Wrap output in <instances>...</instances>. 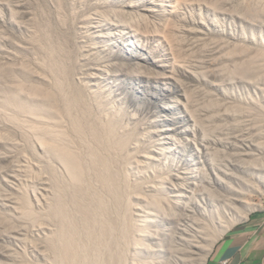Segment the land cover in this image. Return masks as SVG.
Listing matches in <instances>:
<instances>
[{"label": "rangeland", "instance_id": "374dc122", "mask_svg": "<svg viewBox=\"0 0 264 264\" xmlns=\"http://www.w3.org/2000/svg\"><path fill=\"white\" fill-rule=\"evenodd\" d=\"M121 20L136 24L137 47L130 45L126 50L121 38L104 37V30L120 25ZM263 57L264 0H0V72L10 77L6 68L15 67V79L20 82L14 79V83H25L27 89L38 86L52 92V98L60 97L52 100L55 103L49 101V105L57 103L58 110L49 106L43 118L56 127L60 124L82 150L97 151L114 163L110 171L116 177L110 181L113 194L118 195L115 202L109 201L104 184L97 181L99 176L93 172L85 177L89 191L98 190L100 200L109 199L112 205L113 232L106 241L114 244L103 258L92 252L103 243L86 242L90 256L78 262L97 264L105 259L110 264H171L166 251L179 250L184 263L176 264H199L204 260L201 256L207 259L211 252H206V246L212 243L213 249L223 235L226 223L230 227L224 233L246 220L230 217L246 211L237 201L239 197L226 188L238 184L235 178H242V199L259 203L248 217L264 208V148L259 153V148L250 147V142L264 145ZM138 62L140 79L136 83L127 78L132 74L127 67ZM107 63L129 86L128 96L119 77L116 82L109 79L111 74L100 76ZM4 78L0 82L7 87L10 81ZM3 85L0 264H57L65 257H57L47 242L55 229L48 214L55 190L48 172L55 169L60 175L63 167L33 136L29 142H34L29 144L21 127L7 123L13 110L2 104ZM112 85L124 96L112 94ZM30 94L26 100L32 107L39 106L41 96ZM175 98L180 100L178 106L167 112V120L161 119L162 106ZM253 98L259 100L257 108L249 102ZM75 100L77 107L72 104ZM62 101L70 105L67 112ZM24 115L26 119H21L28 120L26 123L38 118L34 112ZM77 116L84 139L73 123ZM167 126L178 137L174 143L178 147L162 152L157 142L167 135ZM190 161L194 170L185 169ZM21 197L28 198L34 218L22 217ZM151 226L155 236L144 241L143 233L151 231ZM104 236L102 233L101 242ZM178 236H195L198 241L189 248L179 244Z\"/></svg>", "mask_w": 264, "mask_h": 264}, {"label": "bare ground", "instance_id": "6f19581e", "mask_svg": "<svg viewBox=\"0 0 264 264\" xmlns=\"http://www.w3.org/2000/svg\"><path fill=\"white\" fill-rule=\"evenodd\" d=\"M59 6V5H58ZM78 17V16H77ZM64 20V19H63ZM68 20V19H67ZM77 20V19H76ZM89 20V19H88ZM125 20V19H124ZM120 21V25H115V27H108L106 30H104V37H108V38H115V40H117V38H121V43H122V48L125 47L126 50L128 49V46H136L139 45L138 42H136L138 39L135 38L136 36V30L135 29V25L136 24H132V20L131 21ZM61 21V20H60ZM73 22V21H72ZM75 23V22H74ZM73 23V24H74ZM60 24V23H59ZM103 24V23H102ZM63 25V24H62ZM113 26V25H112ZM64 28V27H63ZM44 34V33H43ZM48 34V33H47ZM123 36L128 37L126 39L123 38ZM40 37V36H39ZM42 37V36H41ZM33 39V38H32ZM50 39V38H48ZM133 39V40H132ZM42 40V39H41ZM46 41V40H45ZM37 42V41H36ZM60 42V41H59ZM118 44V43H117ZM135 44V45H134ZM37 45H39L37 43ZM47 45V44H46ZM49 47V46H48ZM52 47V46H51ZM55 47V46H54ZM65 48V47H64ZM124 48V49H125ZM36 49V48H35ZM40 49V48H39ZM42 50V49H41ZM53 53V52H51ZM56 53V52H55ZM56 55V54H55ZM263 56V55H262ZM264 58V57H263ZM56 59V58H55ZM41 62V61H40ZM54 62V61H53ZM62 62V61H61ZM256 63V62H255ZM39 64V63H38ZM57 64V63H56ZM42 65V64H41ZM64 65V63H63ZM141 65L140 62L136 63V65H134V67L132 66V68H128L129 72L131 75H128V79L133 80L137 83L136 80L140 79L139 75L137 74L136 68L137 66L139 67ZM49 66V65H48ZM56 66V65H55ZM9 67V66H8ZM44 67V66H43ZM26 68V67H25ZM47 68V67H46ZM49 68V67H48ZM54 68V67H53ZM57 68V67H56ZM116 68V67H115ZM13 69H15V67L13 68H6V70H8L7 73H9V75H11L10 77L6 75V73H1L0 74V79L4 77H8V82L9 85L7 87L6 84L1 83V86L3 85V88L5 87V89L3 90V88L1 90H3V93H5V96L2 95L3 98V103L6 107L10 108L13 110V113L11 115H9V122L14 126H19L21 127L23 130L21 132H24V137L26 140H28V143L31 144V142L33 139H35V143H38L41 147V149L52 159L56 160V162H58L62 167H63V172L58 175L56 174L53 169L51 171H49V177L52 180L53 184H54V195L52 200L49 203V208H48V214H49V219L50 221H52L55 224V229H53L52 232V237L48 242V244L50 245V247H53L54 250H56V255L57 257H65V259L60 260L59 263L57 264H86L85 261L81 262L78 260L87 258V256H90V253L88 252L90 249L89 245H86V242H93V241H97L99 243H103V247L100 249V247L98 248V245L95 246L94 250H92L93 253L96 252V256H102L107 257L106 254H108L110 252V247L111 244H108V242L106 241V238L108 235L112 234V230H113V217L114 215L111 213L113 211L112 210V205H110L111 199L112 202H115V198L118 197V195L113 194V183L111 180V177L114 175V173L111 176V172L110 170V166L113 163L112 159L109 158V156H105L104 154L101 155L99 153H97V151H85L82 150L81 147L77 146L78 143L76 142V140H74L73 137H70L68 135H66V131L64 129L61 128L60 124L56 127V123L55 124H51L49 121L45 120L43 118L44 115H47V112L50 111V107L52 106V108H55L54 105L56 104H50L49 105V101H52L53 99L57 100L60 99L59 98H52V95H50V93L48 91H44L43 89H41V87L38 86H32V89H27L25 83L24 85H22L21 83H19V85L17 84V82L19 80H16L15 78H17L16 73L13 72ZM117 69V68H116ZM243 69V68H242ZM22 70V69H21ZM26 70V69H25ZM133 70V71H132ZM4 71V70H2ZM22 72V71H21ZM28 72V71H26ZM49 72V71H48ZM135 72V73H134ZM104 73L106 74H111L113 76L109 77V79H114L116 82L118 79L117 77L120 76V74L114 70V68L112 67V64L107 63L106 65H104L102 67V70L100 72V76H102ZM127 73V72H125ZM26 74V73H25ZM28 74V73H27ZM51 74V73H50ZM66 74V73H65ZM16 75V76H15ZM119 75V76H118ZM4 76V77H3ZM42 76V75H41ZM55 76V75H54ZM98 76V75H97ZM67 77V76H66ZM57 78V77H56ZM14 79L17 81L16 83H14ZM18 79V78H17ZM20 79V78H19ZM121 84L123 83L124 85H126L127 83H125L124 79L121 80V78L119 77ZM118 79V80H119ZM100 80V79H99ZM1 81V80H0ZM3 81V80H2ZM13 81V82H11ZM20 82V81H19ZM62 82V81H61ZM134 82V84H135ZM47 83V82H46ZM8 84V83H7ZM21 84V85H20ZM71 84V83H70ZM119 87H120V83ZM131 85H133V83H131ZM249 85V84H248ZM72 86V85H71ZM113 86V85H112ZM142 86V85H141ZM251 86V84H250ZM254 86V85H253ZM252 86V87H253ZM61 87V86H60ZM122 87V85H121ZM129 86L126 85V87H124L125 91H126V95L128 96V91L129 89L127 88ZM223 87V86H222ZM71 88V87H70ZM246 88V87H245ZM76 89V88H75ZM111 89V88H110ZM132 89V86H131ZM225 89V87H224ZM46 90V89H45ZM73 90V89H72ZM111 93L112 94H118L119 93V98L124 94H122V92H118V88H115L114 86L111 89ZM76 91V90H75ZM103 91V90H102ZM264 91V90H263ZM110 91H108L109 93ZM256 92V91H255ZM30 93H33L35 95H39L41 96V102L39 101V104L37 103V107H32V105H30V101L28 102V99L26 100V96ZM57 93V92H56ZM79 93V92H78ZM233 93V92H232ZM231 93V94H232ZM249 94V92H248ZM31 95V94H30ZM54 95V94H53ZM61 95V94H60ZM223 95H226V93H223ZM55 96V95H54ZM66 96V95H65ZM64 96V99L66 98ZM112 96V95H111ZM56 97V96H55ZM227 97V96H226ZM241 97V96H239ZM244 97V96H243ZM253 97V95L250 96V99ZM32 98L31 96L29 97V99ZM78 98V97H77ZM25 99V100H24ZM114 99V98H113ZM240 99V98H239ZM249 99V102H254V106L256 105V108L258 106H260L259 100L253 98L252 101ZM32 100V99H31ZM36 99H34L35 101ZM54 100V101H55ZM118 100V99H116ZM76 101V100H75ZM74 103H72L74 105V107H77L76 104H78L76 101ZM53 102V101H52ZM51 102V103H52ZM57 102V101H56ZM63 102V101H62ZM68 102V100H67ZM64 103V109L66 112L68 109H70V105H68V103ZM180 102V100H178L177 98L175 99H171L168 103H166L165 106H162L163 109V113H160L161 119L165 118L166 120L168 119V114L170 109H174L175 106H178V103ZM55 103V102H53ZM60 103V102H59ZM71 103V101H70ZM69 103V104H70ZM1 105V103H0ZM3 105L4 108L5 106ZM68 105V106H67ZM79 105V104H78ZM86 105V103H85ZM253 106V104H251ZM54 106V107H53ZM253 106V107H254ZM6 107L4 109H6ZM57 107L55 108L56 110ZM84 108V107H83ZM92 108V107H91ZM260 108V107H259ZM67 109V110H66ZM262 109V108H261ZM2 111V109H0ZM9 110V109H8ZM52 110V109H51ZM78 109H76L77 111ZM90 110V109H89ZM53 111V110H52ZM55 111V110H54ZM74 111V112H76ZM261 111V110H260ZM10 112V111H9ZM7 112V114L9 113ZM33 112L35 113V115H37L38 118H35L36 121L33 120L32 123H26L28 122V120H26V122L22 121L21 118L26 119L24 114H32ZM46 112V113H45ZM88 112V111H86ZM3 113V111H2ZM24 113V114H23ZM77 113V112H76ZM74 113V114H76ZM98 113V112H97ZM252 113V112H251ZM4 114V113H3ZM22 115V117L20 118V115ZM79 114V112H78ZM76 114V115H78ZM88 114V113H87ZM257 114V113H256ZM98 115V114H97ZM25 116V117H23ZM47 117V116H46ZM73 117V116H72ZM93 117V116H92ZM30 117H28L27 119H29ZM77 119H75L74 126L76 128L77 133L79 134L81 139H84L83 136L85 134L84 132V127L82 126L81 122H80V118L78 119V116L76 117ZM235 118V116H234ZM260 118V117H259ZM83 119V118H82ZM104 119V118H103ZM255 119V117H254ZM157 120H159L157 118ZM256 120V119H255ZM260 121V120H259ZM262 121V119H261ZM30 122V120H29ZM60 122V121H59ZM62 122V121H61ZM83 123V122H82ZM103 123V122H102ZM8 126V125H7ZM67 126V125H66ZM73 126V124H72ZM73 126V127H74ZM235 126V125H234ZM238 126V124L236 125ZM15 127V128H16ZM86 127V126H85ZM10 128V127H9ZM71 128V127H70ZM98 128V127H97ZM112 128V127H111ZM13 129V128H12ZM192 130V128H191ZM91 131V130H90ZM193 131V130H192ZM233 131V130H232ZM75 132V131H74ZM111 132V130H110ZM171 132V133H170ZM100 133V132H99ZM169 133V135H168ZM232 133V132H231ZM234 133V131H233ZM76 134V133H75ZM94 134V133H93ZM167 135L163 136V137H159L158 142H157V148L159 150H161L162 152H164L165 149H172L173 147L178 145H174V143H177L178 141V137H176L174 135V132L172 131L170 126H167ZM105 135V134H104ZM33 136V139L31 138ZM72 136V135H71ZM76 136V135H75ZM74 136V137H75ZM97 136V135H96ZM102 136V135H101ZM107 136V135H106ZM77 137V136H76ZM92 137V136H91ZM103 137V136H102ZM234 138V137H233ZM4 139V138H3ZM9 139V138H8ZM7 139V142H8ZM29 139H32L31 142H29ZM80 139V140H81ZM104 139V138H102ZM251 139V138H250ZM79 140V139H78ZM87 140H89L87 138ZM118 140V139H117ZM116 140V141H117ZM120 140V139H119ZM255 140V139H254ZM123 141V139H122ZM121 141V142H122ZM9 142H13L10 141ZM86 142V141H85ZM84 142V143H85ZM232 142V141H231ZM234 142V141H233ZM2 143V142H1ZM10 143V144H11ZM17 143V142H16ZM15 142H13V144H16ZM34 143V144H35ZM77 143V144H76ZM94 143V142H93ZM116 143V142H115ZM119 143V142H118ZM255 142V144L253 145L250 142V147H255L256 149L259 148V153L263 152V146L264 145H260L259 143ZM12 144V145H13ZM19 144V143H18ZM17 144V145H18ZM32 144V145H34ZM37 144V145H38ZM100 144V143H99ZM103 144V142H102ZM110 144V143H109ZM122 144V143H121ZM234 144V143H232ZM238 144V143H237ZM8 145L9 144H5ZM17 145L15 147H17ZM30 145V146H32ZM80 145H82L80 143ZM87 145V144H85ZM94 145V144H93ZM119 145V144H116ZM247 145V144H246ZM36 146V145H35ZM103 146V145H102ZM112 146V145H111ZM122 146V145H121ZM156 146V145H155ZM235 146V144H234ZM237 146V145H236ZM116 147V146H115ZM249 147V148H250ZM253 147V148H254ZM9 148V147H8ZM35 147L33 146V149ZM81 148V149H80ZM84 148V147H83ZM91 148V147H90ZM89 148V149H90ZM93 148V147H92ZM114 148V147H113ZM118 148V146H117ZM85 149H87L85 147ZM112 149V148H111ZM119 149V148H118ZM246 149V148H245ZM251 149V148H250ZM12 150V149H11ZM255 150V148H254ZM258 150V149H257ZM10 151V150H9ZM35 151V150H34ZM85 151V153H84ZM111 151V150H110ZM122 151V150H121ZM256 151V150H255ZM101 152V151H100ZM171 152V151H169ZM251 152V151H249ZM200 150L197 148L196 150V155L199 156L200 155ZM86 154V155H85ZM120 154V153H119ZM253 154V153H252ZM190 155V154H189ZM173 157V156H172ZM192 157V156H191ZM200 157V156H199ZM174 159V157H173ZM112 162V163H111ZM52 163V162H51ZM114 164V163H113ZM234 164V163H233ZM262 164V163H261ZM51 165V164H50ZM174 166V165H171ZM194 166V165H193ZM192 166V167H193ZM238 167L240 168L239 164ZM51 168V166L49 167ZM55 168V167H54ZM193 169L191 168V161L186 163V170ZM259 168V167H257ZM241 169V168H240ZM249 169V168H248ZM194 170V169H193ZM191 170V171H193ZM198 170V169H197ZM197 170H195L197 172ZM259 170V169H258ZM94 172V176H96L97 181H102V183L104 184V187L107 190V194H109L110 196V200H105V201H101L100 200V196L98 194V190L97 191H92L90 192L89 189V180L85 179V177L87 176L89 178L90 175H92V173ZM185 172V170H184ZM189 172V171H188ZM195 172V173H196ZM186 173V172H185ZM194 173V172H193ZM248 173V172H247ZM116 177V175H114ZM114 177V178H115ZM235 177V176H234ZM239 177V176H237ZM93 179V178H92ZM108 179V180H107ZM113 179V177H112ZM234 179V178H233ZM242 178L239 177L235 178L234 180H236V182L238 183L237 185L231 183V185L226 186V188L236 197H239L237 199V201L241 202L242 205L245 206L246 211H241L240 214H232L230 217L232 219H235L236 221L240 220L241 218L245 219L248 217L250 211H252L253 209H255L256 207H258L259 203L255 204V202H250L248 200L242 199L243 194L241 193L240 190H244L242 189V187L240 186V183ZM50 180V181H51ZM114 180V179H113ZM91 181V179H90ZM244 183V182H243ZM106 184V187H105ZM119 184V183H118ZM246 184V183H245ZM115 185V184H114ZM117 188V182L115 185ZM102 188V189H103ZM119 189V188H118ZM259 189V188H258ZM104 190V191H106ZM245 194V192H243ZM26 195V193H25ZM23 195V196H25ZM107 196V195H106ZM233 196V197H234ZM86 198L90 201V203L86 200ZM21 201H20V208H21V213H22V217L23 218H34L32 217V212L31 211V206L30 203L28 201L27 197H21ZM234 199V198H233ZM232 199V200H233ZM225 201V200H223ZM226 202V201H225ZM238 202V203H239ZM233 204V203H232ZM228 205V204H227ZM224 206V205H223ZM243 206V207H244ZM206 207V206H205ZM226 207V206H224ZM229 207V206H228ZM111 208V209H110ZM200 208V207H199ZM204 207H202L203 209ZM207 209V208H205ZM225 209V208H223ZM201 211V210H200ZM203 211L206 213L207 210ZM202 211V212H203ZM210 212V211H209ZM239 213V212H238ZM148 218V217H147ZM34 220V219H33ZM147 220V219H146ZM29 221V220H28ZM157 221V220H155ZM231 222V221H230ZM149 223V222H148ZM205 223V222H204ZM154 225V224H153ZM226 228L224 227L223 231L221 232V235L224 234L225 229L229 228L230 223H226ZM150 227V226H149ZM151 231L148 230L147 233H143V239L144 241L146 240H150L151 237H153V235L155 236V233H153V226H151ZM160 230V229H159ZM161 231V230H160ZM122 235L125 233L124 231H122ZM146 232V231H144ZM102 233H105V236L103 238V242H101V235ZM111 233V234H109ZM115 234V232H114ZM171 237V236H170ZM173 237V236H172ZM218 237V236H217ZM110 238V237H109ZM108 238V239H109ZM121 238V237H120ZM193 239H187V238H183L181 236H178L179 239V244L181 245H188L189 248L191 247H195V241H198L197 239H195L196 237H191ZM199 238L201 239V236H199ZM205 238V237H204ZM212 238V237H210ZM118 239V238H117ZM209 239V238H208ZM216 239V238H215ZM113 240V237H112ZM152 240V238H151ZM205 240V239H204ZM208 241V240H207ZM212 241V239H211ZM210 241V242H211ZM214 242V241H213ZM110 245V246H109ZM121 246V245H120ZM186 247V246H185ZM202 246H200L201 248ZM213 247V244L211 243L210 246H206V249H204V251H210ZM176 248V247H175ZM113 249V247H112ZM115 250L118 249L114 248ZM113 249V250H114ZM202 249V248H201ZM119 250H121L119 248ZM177 250V249H176ZM188 250V249H187ZM186 251V249H184V252ZM203 251V250H202ZM169 255H170V262L171 264H176L175 262L177 261H182L183 259L180 258V256H182V252L175 251V250H168L166 251ZM188 252V251H187ZM195 253V252H194ZM200 254V252H197ZM208 253V252H207ZM110 254V253H109ZM187 254V253H186ZM197 254V256L199 255ZM106 255V256H105ZM184 255V254H183ZM202 255V254H201ZM112 256V255H110ZM109 256V257H110ZM203 256V255H202ZM201 256H199V259L202 260V262H199V264H204L206 257L203 258ZM183 257V256H182ZM67 258H70V260H66ZM102 258V259H103ZM184 258V257H183ZM180 259V260H179ZM184 263V260H183ZM97 264H110L107 263V261L104 260H100L99 262H97ZM113 264V262H112ZM115 264V263H114ZM162 264H164V262H162ZM178 264V263H177ZM181 264V263H179Z\"/></svg>", "mask_w": 264, "mask_h": 264}, {"label": "crops", "instance_id": "0c3cea01", "mask_svg": "<svg viewBox=\"0 0 264 264\" xmlns=\"http://www.w3.org/2000/svg\"><path fill=\"white\" fill-rule=\"evenodd\" d=\"M204 264H264V208L228 229Z\"/></svg>", "mask_w": 264, "mask_h": 264}]
</instances>
